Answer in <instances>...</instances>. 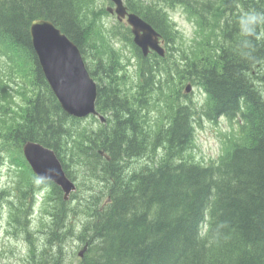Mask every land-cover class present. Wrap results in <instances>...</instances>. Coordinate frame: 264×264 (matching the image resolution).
I'll return each mask as SVG.
<instances>
[{
	"label": "trees",
	"instance_id": "16d2710c",
	"mask_svg": "<svg viewBox=\"0 0 264 264\" xmlns=\"http://www.w3.org/2000/svg\"><path fill=\"white\" fill-rule=\"evenodd\" d=\"M95 1L0 0V52L8 49L9 59L19 55L29 63L34 90L20 117L5 122L10 140L3 132L0 141L19 152L25 141L39 142L55 151L71 179L76 170L88 181L87 195L69 207L76 194L64 200L57 185L36 177L25 162L29 175L22 188L17 182L19 204L28 192L32 200L34 191L49 189L51 222L63 228L62 234L52 229L56 247L66 215L80 208L85 221L77 238L87 244L81 264H264V0H124L160 33L164 56H143L130 28L119 22L97 43L96 15L90 20L86 11ZM176 6L198 30H214L209 49L176 46L177 29L168 18ZM253 14L256 23L241 24ZM39 18L80 49L105 123L61 109L31 44L30 23ZM117 37L133 49L132 83L108 42ZM186 83L202 90L203 103L185 93ZM155 94L166 97L162 122L146 119ZM221 117L237 123V135L214 160L190 156L196 126ZM18 209L17 216L28 214V207Z\"/></svg>",
	"mask_w": 264,
	"mask_h": 264
},
{
	"label": "rangeland",
	"instance_id": "374dc122",
	"mask_svg": "<svg viewBox=\"0 0 264 264\" xmlns=\"http://www.w3.org/2000/svg\"><path fill=\"white\" fill-rule=\"evenodd\" d=\"M95 4H100L103 7L102 10H97ZM107 5L108 2L106 0H96L86 8L88 15L90 14V20L96 15L95 22L98 23V27L93 35L95 40L98 35L100 39L106 40L102 35L104 30L112 27V25L117 27L116 22L118 20L115 14H110L106 11ZM92 9L94 12H91ZM168 18L172 21L173 28L177 29L175 43H177L176 46L180 50L188 49V47L183 45L194 46L195 44L197 45V50L204 51L209 49L208 46L211 43H206V41L212 37L211 34H214V30L211 31L210 28L206 31L198 30V25L193 20V17L187 14L180 6L169 8ZM121 40L123 39L117 37L112 42L109 40L108 42L121 55L127 82L132 83L135 75L136 60L133 58L131 46ZM97 43L99 42L97 41ZM6 51L8 52L9 50L4 49L2 53L0 52V117H2L3 111V117L0 119V130L6 121L14 122L20 117L27 97L34 91L32 89L33 76L29 63L19 55L16 56V59H9L7 57L8 53H5ZM185 93L190 94L192 101L198 105L204 102L205 95L198 86L191 84L189 90H185ZM165 100V94H155L151 105L145 112L146 119L153 120V118H156L158 122H162L165 118ZM5 130L4 126L0 136L5 132L7 136H3V138L6 137L10 140ZM235 135H237L236 122H231L225 117H221L216 121L204 119L201 121L200 126H196L194 144L187 153L195 159L207 163L211 159H216L226 146L229 138H233ZM8 147V143L0 141V184L5 189L0 193V264H35V261L41 259L39 254L43 255V251L48 245V240L52 244V248L45 250L42 264H81L79 253L83 252L84 244L77 238V234L81 230V224L85 221L81 209L76 206L74 210L77 212L70 211L68 219L65 217L64 222L67 224V229L64 235L56 239L58 242L56 247L54 245L56 233H53L52 229L62 234L63 228L56 227L51 222L50 211L53 201L48 198L49 192L43 190L42 193H37L38 196L35 200H31L32 191L28 192L24 204H19L17 194L23 187L29 171L24 169L26 161L22 151L15 150L13 146L10 147L11 149H8ZM71 169L73 170V166ZM73 173L77 191L75 193L76 196L69 201V207L76 205L83 195H87V176L76 170H73ZM18 181H20L21 188L17 185ZM99 189L100 187L96 190L99 191ZM23 205L25 208L28 207V214L20 212L21 214L17 216L19 213L18 207L22 208ZM28 215L29 221H27ZM23 226L25 229H23ZM68 227H70L69 230Z\"/></svg>",
	"mask_w": 264,
	"mask_h": 264
},
{
	"label": "water",
	"instance_id": "95a60500",
	"mask_svg": "<svg viewBox=\"0 0 264 264\" xmlns=\"http://www.w3.org/2000/svg\"><path fill=\"white\" fill-rule=\"evenodd\" d=\"M111 1L115 4L114 10L119 19L127 16L133 42L143 55L150 50L163 55L158 32L137 14L127 12L122 0ZM29 32L38 64L63 111L75 117L98 115L103 121L104 117L95 109L96 83L88 73L77 45L48 19L32 20ZM22 149L35 174L41 179L53 181L63 191V198L67 199L76 186L65 174L55 152L34 141H26ZM79 255H82V251Z\"/></svg>",
	"mask_w": 264,
	"mask_h": 264
},
{
	"label": "clouds",
	"instance_id": "9594fccd",
	"mask_svg": "<svg viewBox=\"0 0 264 264\" xmlns=\"http://www.w3.org/2000/svg\"><path fill=\"white\" fill-rule=\"evenodd\" d=\"M261 20H264V17L260 18ZM257 22V17L256 15H250V16H246L245 18H242L241 20V24L242 25H251ZM252 29L251 28H246L245 29V34H251ZM39 182V181H37Z\"/></svg>",
	"mask_w": 264,
	"mask_h": 264
},
{
	"label": "bare ground",
	"instance_id": "6f19581e",
	"mask_svg": "<svg viewBox=\"0 0 264 264\" xmlns=\"http://www.w3.org/2000/svg\"><path fill=\"white\" fill-rule=\"evenodd\" d=\"M68 216H69V214L68 215H66V217H67V219H68ZM65 221V220H64ZM68 221V220H67ZM70 221V220H69ZM65 223V222H64ZM56 243H57V241H56ZM54 245H55V241H54ZM47 248H52V244H50L49 243V240H48V245L45 247V249H44V251H43V256H44V252H45V250L47 249ZM49 251H50V249H49ZM43 263V258H41L39 261H35V264H42Z\"/></svg>",
	"mask_w": 264,
	"mask_h": 264
}]
</instances>
